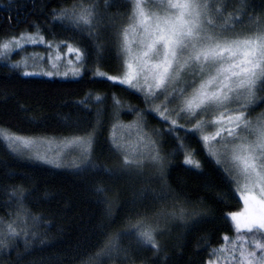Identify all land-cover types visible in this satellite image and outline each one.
Wrapping results in <instances>:
<instances>
[{"label":"snow or ice","instance_id":"1","mask_svg":"<svg viewBox=\"0 0 264 264\" xmlns=\"http://www.w3.org/2000/svg\"><path fill=\"white\" fill-rule=\"evenodd\" d=\"M7 3L15 5L16 0ZM114 7L127 12L111 13ZM46 21L49 29L59 26L72 35L49 39L51 33L33 21L31 31L0 36V67L24 77L111 82L143 105L116 94L109 98L85 92L73 104L80 115L65 124L72 133L54 150L40 149L54 138L0 127V142L14 156L71 169L76 176L91 173L111 183L143 182L139 199L125 213L124 227L115 232L110 228L119 209L108 195L112 189L103 180L93 186L97 203L104 207L85 239L104 237V242L90 244L81 264H168L167 244L161 239L165 233L172 227L190 231L206 219L167 184L170 165L181 154L186 171L214 167L243 201L241 211L225 217L235 235H224L201 264H264V113L249 118L264 105V13L256 15L250 0H62L47 12ZM28 46L45 51L28 52ZM113 50L117 67L110 75L101 69L105 54ZM19 53L25 55L13 61ZM122 113L134 119L125 124ZM153 119L157 127L150 126ZM104 130L108 135L103 142L118 158L114 165L100 162L97 155ZM169 142L172 149L165 153ZM153 180L160 182L159 191L149 186ZM3 191L12 210L0 216V264H49L51 258L42 253L54 244L49 235L54 225L29 207L35 188L10 185ZM148 252L150 260L140 255Z\"/></svg>","mask_w":264,"mask_h":264},{"label":"trees","instance_id":"2","mask_svg":"<svg viewBox=\"0 0 264 264\" xmlns=\"http://www.w3.org/2000/svg\"><path fill=\"white\" fill-rule=\"evenodd\" d=\"M71 2L72 0H68L69 4ZM61 3L62 0H16L15 5H8L7 0H3V4H0V36L25 29L31 31L30 25L35 21L51 33L49 39L53 36L57 40L70 37L72 34L59 26L49 29L46 21L47 12L60 7ZM250 3L255 6L256 15L264 13V0H250ZM231 10L230 8L229 11ZM118 11L123 15L127 9L114 7L110 10L111 13ZM27 50L45 51L42 46H28ZM23 55L25 54H14L12 60H19ZM115 55V50L105 54L102 71L110 75L116 74ZM88 79L85 77V81ZM90 90L93 94H107L109 98L116 94L128 103L143 107L134 96L128 95L121 86H113L111 82L77 84L75 81L59 78L24 77L18 72L10 73L6 68L0 67V127L25 136L61 139L72 133V129L65 124L76 120L80 115L73 107L74 102ZM108 103L111 104V99ZM263 112L264 105H260L249 116L255 117ZM120 118L125 124L134 119L126 113H122ZM150 126L157 127L156 120H151ZM107 135L108 131L104 130L97 155L100 162L114 165L118 163V158L108 151V145L103 142ZM197 147L195 143L192 144V148ZM171 149V142L164 145L165 153ZM170 167L167 184L174 193L182 194L181 199L188 202L190 210L204 213L206 219L190 231L186 232L183 227H172L170 232L165 233L161 239L167 244L168 264H201L208 258L211 247H218L223 243L224 235H235L232 223L225 217L241 208L240 196L228 187L221 178V173L212 166H205L202 173L195 169L186 171L189 166L183 164L181 154L172 161ZM146 173L150 175L151 170L147 169ZM101 180L112 189L108 195L117 200L116 209L119 212L116 223L110 228V231L115 232L124 227V217L130 203L139 199L140 189L144 186L142 181L126 179L111 183L106 178L91 173L76 176L71 173V169L52 168L14 156L0 142V216L6 217L12 210V206L7 204L4 189L10 185L34 187L29 207L33 212L44 213L54 225L49 229V235L55 237L54 244L42 253L43 257L51 258L49 264H81V259H87L90 244L96 245L97 240L100 245L103 244L104 237L92 236L91 240L85 239L102 217L104 206L99 205L93 195V186ZM149 186L156 191L160 190L159 181L153 180ZM221 192L225 194L224 197L217 199ZM202 237L205 239H201ZM127 243L125 241V245ZM95 250L96 248L91 249L93 252ZM140 255L147 256L149 260L152 258L151 252ZM29 259H39V256ZM106 264L116 262L107 261ZM136 264H140V260Z\"/></svg>","mask_w":264,"mask_h":264},{"label":"rangeland","instance_id":"3","mask_svg":"<svg viewBox=\"0 0 264 264\" xmlns=\"http://www.w3.org/2000/svg\"><path fill=\"white\" fill-rule=\"evenodd\" d=\"M65 51H66V49H65ZM31 70V69H30ZM41 77H43V76H41ZM45 78H47V77H45ZM59 79H61V78H59ZM264 113V112H263ZM262 114V113H261ZM261 114H259V115H257V116H253V117H251V116H249V118L250 119H256L257 117H259ZM59 140L60 139H52V143L51 144H43V145H40V149H41V151H47L49 148H51V149H56L57 148V146H58V142H59ZM24 159H27V156H25L24 157ZM69 159H71V157H69ZM27 160H29V159H27ZM48 166V165H47ZM65 169V168H64ZM239 196H240V194L239 193H237ZM240 200H241V208L239 209V210H237V211H241L242 209H243V201H242V199L240 198ZM229 220H230V218H229ZM230 222H231V220H230ZM232 223V222H231Z\"/></svg>","mask_w":264,"mask_h":264}]
</instances>
